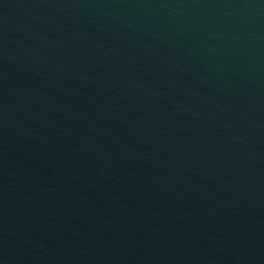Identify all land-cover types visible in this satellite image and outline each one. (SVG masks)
<instances>
[{
    "label": "water",
    "instance_id": "95a60500",
    "mask_svg": "<svg viewBox=\"0 0 264 264\" xmlns=\"http://www.w3.org/2000/svg\"><path fill=\"white\" fill-rule=\"evenodd\" d=\"M0 264H264V0H0Z\"/></svg>",
    "mask_w": 264,
    "mask_h": 264
}]
</instances>
